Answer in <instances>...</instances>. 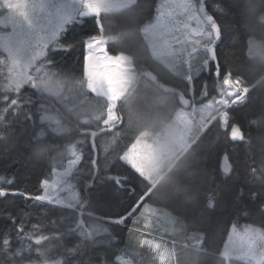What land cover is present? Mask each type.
<instances>
[{
    "label": "snow or ice",
    "instance_id": "snow-or-ice-1",
    "mask_svg": "<svg viewBox=\"0 0 264 264\" xmlns=\"http://www.w3.org/2000/svg\"><path fill=\"white\" fill-rule=\"evenodd\" d=\"M228 11L223 0H0V142L20 125L21 135L30 129L23 146L56 152L38 194L0 174V198L43 209L35 223L23 209L0 211L11 221L0 228V264H181L189 251L264 264V148L252 153L260 132L253 137L236 112L264 96V71H241L264 60V36L226 22ZM229 31L234 46L247 37L235 68L236 53L219 48ZM69 53L81 57L79 75L62 63ZM248 124L264 126V105ZM220 137L225 148L209 166L205 151ZM229 142L247 145L242 161ZM203 176L216 181L206 203L233 191L232 212L189 230L182 206L199 197ZM240 180L258 187L246 192ZM98 186L119 200L102 204Z\"/></svg>",
    "mask_w": 264,
    "mask_h": 264
},
{
    "label": "trees",
    "instance_id": "trees-1",
    "mask_svg": "<svg viewBox=\"0 0 264 264\" xmlns=\"http://www.w3.org/2000/svg\"><path fill=\"white\" fill-rule=\"evenodd\" d=\"M160 0H154V4H158ZM224 6L229 8V11L224 15V20L228 23L236 24L242 26L245 21V12L248 7V0H223ZM154 14V9H153ZM119 23L118 18L113 19V28L112 31L117 30L116 25ZM107 28V26H106ZM135 35H139L137 32ZM236 39V33L229 31L225 34L222 41L219 42V48L222 52L233 51L236 53V56L233 57V67L235 68L240 63V52L238 51L243 43L246 46V36H242L235 46L233 45V40ZM109 48L116 51H134V46L125 47L119 42H110ZM60 59V57H57ZM81 57L79 53H69L67 54L62 63L65 68L79 75L80 72V61ZM154 71L160 72L162 82L166 79L163 71L158 67L154 66ZM209 75H212L205 71L202 76L207 78ZM169 84L171 81L169 80ZM261 105H264V96H261L257 99H254L251 102V110L245 113L244 108H237V118L244 125L245 130L249 131L255 137L259 132L261 135L260 141L253 139L252 153L257 157L260 155L261 148H264V126L257 128L255 125H249L248 121L258 117L260 115ZM16 134L13 135L7 143L0 142V174L7 175L9 177L15 176V182L13 185L8 187L13 190H19L27 192L28 194H38L39 193V184L40 181L44 178H48V173L53 166V161L50 157H54L56 152L54 150L45 152L42 145L34 146V149L31 147L23 146L24 140L27 138L28 131H24L21 135V126L15 125ZM50 142L54 143H64V141L56 140ZM225 148V141L223 137L216 139L211 145H209L205 151L207 156V162L209 166L216 164L218 162V156ZM227 148L231 153L232 150H235L233 154L234 158H239L243 160L245 153L247 151V145L243 142H229ZM11 150V152H9ZM100 151V149H98ZM15 156V162L11 163L10 167L5 168V165L9 163V156ZM102 163V161H101ZM241 171H243V166H241ZM219 177V170L217 173V178ZM240 187L248 190H255L258 186L253 184H246L243 180L235 181ZM197 186L201 190V194L195 200L194 207L189 211L184 212L185 219L188 221L189 230H192L194 226L200 224L201 221H208L209 218L214 217H228L232 212L231 201L233 199V191H222L218 195L217 203L215 206H209L206 203L204 192L209 191L215 188L216 181L212 176H203L196 181ZM94 198L98 199L102 204L105 202L115 203L119 200V196L116 193H113L110 189H107L105 186H98L94 189ZM33 204L32 201H27L20 196H9L5 198H0V211L2 212H17L19 209H23L25 212L33 213L30 222L35 223L37 221V216L42 212L41 206H35L29 208L28 205ZM50 207V206H47ZM252 222L251 217H241L240 223H249ZM257 226H259V220L256 221ZM11 221L4 218L3 215H0V228L5 226H10ZM230 231V227L228 228ZM224 238L226 239V233H223ZM191 253L190 264H220L218 257L211 255L210 253H197L195 251H189ZM211 252V250H210Z\"/></svg>",
    "mask_w": 264,
    "mask_h": 264
},
{
    "label": "clouds",
    "instance_id": "clouds-1",
    "mask_svg": "<svg viewBox=\"0 0 264 264\" xmlns=\"http://www.w3.org/2000/svg\"><path fill=\"white\" fill-rule=\"evenodd\" d=\"M264 12V0H248V7L245 12V22L249 23L254 35L260 37L264 36V24L257 21V16ZM246 78H252L260 71H264V60L248 61L245 68L241 69ZM195 200H191L184 204V212L189 211L194 207ZM191 253H182L181 264H190Z\"/></svg>",
    "mask_w": 264,
    "mask_h": 264
}]
</instances>
